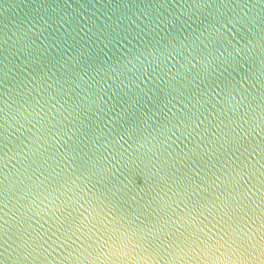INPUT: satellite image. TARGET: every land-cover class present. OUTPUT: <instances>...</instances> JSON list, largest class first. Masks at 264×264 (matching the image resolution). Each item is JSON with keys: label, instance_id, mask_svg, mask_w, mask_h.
Returning a JSON list of instances; mask_svg holds the SVG:
<instances>
[{"label": "water", "instance_id": "95a60500", "mask_svg": "<svg viewBox=\"0 0 264 264\" xmlns=\"http://www.w3.org/2000/svg\"><path fill=\"white\" fill-rule=\"evenodd\" d=\"M195 3L196 0H0V98L6 102L0 104L4 107L0 134L8 153L0 160V171L6 185L8 179L15 184H9V191L0 197V224L8 232L4 248L11 253L3 264H12L16 257L12 252L15 245L9 247L15 238L13 233H23L30 242L35 238L33 247L38 251H42L41 244L48 248L43 255L33 253L36 259L31 264H75L62 261L70 249L61 242L64 237L53 243L60 235L56 230L61 221H65L66 228L71 216H88L84 209L91 212L90 203L102 206L94 196L101 197L104 204L116 205L108 219L125 215L126 221L135 225L151 218L149 205L159 192L158 177L153 173L161 167L170 182L176 181L168 196L177 203L184 196L181 184L190 186L187 199L204 202L231 196L240 200L248 187L264 182V177L250 180L247 175L239 184L228 182L229 172L245 157L252 163L260 159L257 154L249 156L241 145L264 144V126L245 124L238 118L247 110L245 106L264 107L260 61L264 0H230V12L234 9L251 19L249 24L227 28L226 38L231 45L221 56H235L252 74L243 90L233 94L232 104L241 108L234 113L226 110L224 100L216 96L218 90L209 85L225 76L239 80L240 69L235 64L217 68L214 63L209 69L213 74L204 79L197 61L209 51L220 55L205 39V27L216 5L197 9ZM169 44H175L180 52L168 56L159 67L158 61L150 66L144 61V68L137 71L127 63H138L134 58L150 45L166 55ZM241 48L247 54L241 51L237 56L236 50ZM125 64L131 71L122 73L121 66ZM173 82L184 90L186 99L179 103L172 98L175 93L166 98L163 94L164 87ZM37 101L45 105V114L56 115L54 129L49 124L37 132L41 127L34 111H40ZM189 109L196 113L197 125H186L178 119ZM49 118L45 115V119ZM165 124L169 128L167 136H158ZM237 133L240 145L231 142ZM125 149V157L130 154L135 163L118 155ZM97 161L98 166L110 169L107 180L87 171V166ZM74 169L73 178L81 179L70 191L51 203L37 196L32 183L37 177L46 184H55L52 177L59 179ZM178 188L180 194L173 195ZM249 203L243 199L241 207ZM220 215L219 209H213L198 219L215 224ZM177 227L174 225L172 230ZM128 264L156 262L137 256ZM172 264L185 262L177 258ZM188 264L232 262L222 259Z\"/></svg>", "mask_w": 264, "mask_h": 264}, {"label": "snow or ice", "instance_id": "6c2138e0", "mask_svg": "<svg viewBox=\"0 0 264 264\" xmlns=\"http://www.w3.org/2000/svg\"><path fill=\"white\" fill-rule=\"evenodd\" d=\"M214 4L216 5L214 7L215 14L207 22L205 27L207 37L205 39L209 41L213 49L220 52V55L209 51L197 63L200 64L201 73H203L205 80L213 74L209 72V69L214 63H216L217 68L221 64H235L240 69V72L243 73L242 75H240V72L237 73L240 77L239 80L225 76L219 82L214 79L212 84L209 85L218 90L216 91V96L224 100L226 110L234 113L240 111L241 108L240 105L232 104L233 94L238 90H243V84L251 79L252 74L246 71L243 65L239 64L235 56L229 54V57H224V59H221V56H223V52L227 51L226 46L231 45V41L226 38L227 28L237 24L241 26L249 24L251 19L246 16H240L235 13L234 9L230 12V0H196L195 7L197 9H206L213 7ZM205 6L207 7L205 8ZM244 7H247V4ZM201 35L203 36V33ZM255 48L256 45L253 44L252 49ZM252 49H248V51ZM241 51H245V54H247V51L241 48L236 50V55L239 56ZM166 52L167 54L165 55L159 48L150 45L139 56L134 58L138 63H134L133 60H129L127 63L132 64L133 69L137 71L144 68V61H148L149 66L153 62L158 61L157 67H159L168 56H172L173 53L178 55L180 49L175 44H169V49ZM249 59L253 58L250 57ZM260 61L262 74H264V42L260 44ZM188 63L191 64V61L189 60ZM192 66L193 68L196 67V65ZM182 67L184 66L182 65ZM125 71H131V69L127 68V64L121 66V72ZM233 71H236V68H233ZM169 79L172 80V78ZM173 93L175 95L172 98L177 103L180 102V99H186L184 90L178 89L174 82L166 85L163 90L165 98ZM168 102L171 103V100ZM56 103L59 104L60 101L56 100ZM0 104L6 105V102L0 98ZM37 105H39L40 111L35 109L34 111L36 116L39 117L37 123L41 126L37 128V132H40L41 129L49 124L54 129L55 124L52 121L56 120V115L51 112L45 114L43 112L45 105L40 104L39 101H37ZM60 106L63 107V104ZM185 107L187 108L188 105L185 104ZM245 107L247 110L238 118L245 124L254 125L255 127L264 126V107L260 105ZM257 108H259V111H257ZM73 111H75V108H73ZM3 112L4 107H0V113ZM58 114L62 115V113ZM45 115L50 118L45 119ZM178 119L182 120L186 125H197L196 113L192 112L191 109L178 117ZM252 130L255 129L253 128ZM168 131L169 128L165 124L158 130L157 135L166 137ZM39 139L40 137L37 136L36 140L38 141ZM152 139L155 140L156 136H153ZM231 142L240 145L238 133L236 137L231 138ZM5 144L6 141L3 135L0 134V160L8 156V153L4 151ZM140 147H144V145H140ZM241 147H244V151L249 156L257 154L260 159L252 163L245 157L241 164L229 172L228 182L230 184H239L245 178V175L250 180L257 176L264 177V144L250 143L247 146L241 145ZM127 152L128 150L125 149L124 152L118 153V155L121 159H128V161L135 163L131 159L130 154L125 157ZM33 155H36V153H33ZM237 168L239 171H237ZM74 171L75 169L67 172L65 176H61L59 179L52 177V181H55V184H51V182L46 184L44 181H39V177H37L39 182H32L37 196L51 203L58 196L70 191L72 186L76 185L77 181L81 179V176L73 178ZM87 171L100 180H107L110 169L98 166L97 161L87 166ZM81 175H84V173H81ZM153 175L158 177L156 186L159 188V192L152 198L149 205L153 215H151V218L146 217L145 220H140L138 224L128 223L125 215H112L111 219H108L116 205L112 204L109 206L104 204V200L99 196H94L93 199L94 201H99V205L102 206L94 207L90 203L89 208L92 211L89 212L88 208L84 209L85 212H88V216L92 217L91 220L88 219V216H84V219H78V217L71 216V213H69L71 220L68 221V226L64 228L65 221H61L60 226L56 230L60 232V235L56 236V233H53L56 236V240L53 243L64 237L61 242L70 249L62 257V261L67 260L75 262V264H128L130 260L134 261L137 256H141L144 259L155 260L156 264H160V261H164V264H172V261L177 258L180 261H184L185 264H188V262H215L222 259L231 261L232 264H237V262L239 264H264V182L258 181L256 184H252L251 187H248L242 193L240 200L235 196H231L225 199L216 197L215 200L204 202L199 200L192 202L187 199L190 195V186L181 184L180 188H183L184 196L177 203L172 196H168V192L173 190V185L176 184V181L170 182V177L163 167L158 172L153 173ZM5 179L3 172L0 171V197H3L9 191V184L15 187V184L10 179H8V184L6 185ZM125 187L127 188V186ZM115 191L119 192L120 189L117 188ZM192 191L195 190L193 189ZM161 192L164 195H161ZM179 194L178 188L173 195ZM166 196L167 199H165ZM243 199H248L250 203L241 207ZM72 203L74 204L75 201H72ZM6 206L4 205V207ZM105 208L108 210L105 211ZM213 209H219L222 215H220V219L215 224L209 221L208 224L212 225L209 227L208 224H204L203 220H199L198 217L202 216L205 211ZM76 211L78 212L79 210L77 209ZM79 215L83 216V213H79ZM204 219H207V217H204ZM94 220L96 221L95 223H93ZM174 225L178 226L175 231L172 230ZM61 228H64V230L61 231ZM76 233H80V235L77 236ZM7 236V229L0 224V249H2L0 250V264H3V261L7 260L8 256L11 255V253H8V249L4 248V245L8 243V240L5 239ZM13 236L15 238L12 239L9 247L15 245V247H12V252L16 253V257L12 264H22V262L31 264V261L36 259V256L43 255L48 251V248H44L43 244L40 245L42 251H38L36 247H33L36 243L35 238L30 242L23 233H13ZM73 236L76 238L72 239ZM48 247H51V245H48ZM5 253H8V255H5Z\"/></svg>", "mask_w": 264, "mask_h": 264}]
</instances>
